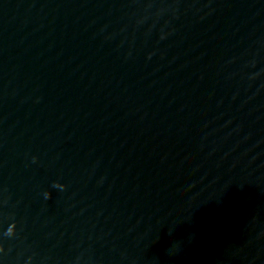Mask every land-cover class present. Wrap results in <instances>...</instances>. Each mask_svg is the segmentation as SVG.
Masks as SVG:
<instances>
[{"label": "water", "instance_id": "1", "mask_svg": "<svg viewBox=\"0 0 264 264\" xmlns=\"http://www.w3.org/2000/svg\"><path fill=\"white\" fill-rule=\"evenodd\" d=\"M0 264H264V0H0Z\"/></svg>", "mask_w": 264, "mask_h": 264}, {"label": "clouds", "instance_id": "2", "mask_svg": "<svg viewBox=\"0 0 264 264\" xmlns=\"http://www.w3.org/2000/svg\"><path fill=\"white\" fill-rule=\"evenodd\" d=\"M55 187L60 188L61 190H65L66 186L57 184V185H55ZM45 198L50 199L51 198L50 193H45Z\"/></svg>", "mask_w": 264, "mask_h": 264}]
</instances>
